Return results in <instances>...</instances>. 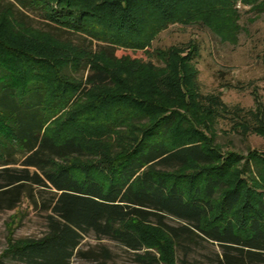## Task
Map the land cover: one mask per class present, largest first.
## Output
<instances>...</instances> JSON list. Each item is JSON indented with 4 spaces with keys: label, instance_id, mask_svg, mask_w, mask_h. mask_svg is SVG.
I'll list each match as a JSON object with an SVG mask.
<instances>
[{
    "label": "rangeland",
    "instance_id": "obj_1",
    "mask_svg": "<svg viewBox=\"0 0 264 264\" xmlns=\"http://www.w3.org/2000/svg\"><path fill=\"white\" fill-rule=\"evenodd\" d=\"M83 1L89 3L88 22L97 36L91 31L62 30L45 17L44 8L28 9L16 0H4L1 6L12 3L18 16L31 26L19 23L11 12H0V43L17 47L26 59H47L64 67L62 73L68 84L62 87L63 95L66 97L69 89L74 97L67 106L58 101V108L64 107L60 110L53 103L55 99L50 100L46 126L49 134L61 137L73 132L77 124L68 126L71 120L77 119L75 115L83 117L99 98H120L115 118L100 123L88 117V121L82 118L79 123L85 124L81 132L84 145L96 154L74 161L77 170L85 173L94 169L93 173L105 178L104 159L113 161L175 116L178 122L172 131V145L201 143L219 154L222 162L232 158L227 176L232 186H246L247 205L248 199H264V160L259 161L258 154H264V8L255 10L256 5L232 2L234 7L221 4L208 17L195 12L191 19L176 24L168 18L159 19L154 9L159 3L155 0ZM175 1L169 0L170 4ZM260 1V7H264V0ZM195 3L191 1L189 6L180 2L178 7L183 13L191 11V16ZM55 4L51 7H57ZM235 10L240 15L237 21L231 13ZM123 19L125 23H120ZM131 19L140 20L139 29H145L144 35L131 31ZM121 25L127 27V35H118ZM139 34L141 38L137 39ZM129 37L133 42L142 40L141 44L127 48L122 42L129 41ZM23 63L29 64L26 60ZM86 64L107 70L118 85L110 89L88 84L83 78L87 71L82 67ZM29 65V69L41 67ZM68 73L71 77L66 76ZM201 170L192 165L181 174L191 176ZM36 192L38 199H53L49 191ZM244 209L239 208L235 215L241 217ZM219 214L217 209L213 216ZM46 215L25 198L16 210H0V258L16 242L42 238L47 232ZM128 226L140 233L145 251L154 253L161 264H182L184 259L189 264H215L222 253L217 244L206 241L177 252L171 239L156 227L134 220ZM103 247L112 253L108 264H140L135 254L123 246L108 239L100 241L93 234L84 240L83 255L74 262L99 264L93 256Z\"/></svg>",
    "mask_w": 264,
    "mask_h": 264
},
{
    "label": "trees",
    "instance_id": "obj_2",
    "mask_svg": "<svg viewBox=\"0 0 264 264\" xmlns=\"http://www.w3.org/2000/svg\"><path fill=\"white\" fill-rule=\"evenodd\" d=\"M3 1L0 0V12H11L19 23L31 26L18 16L15 5L1 6ZM16 1L28 9L44 8L45 17L62 30L92 32L86 1ZM191 1L196 2V8L190 16V10L183 13L178 5L187 2L191 6ZM232 2L256 5L255 10L264 8L260 7V0H177L174 4L155 0L159 4L154 9L160 20L178 24L182 19H191L195 12L208 17L221 4L234 7ZM54 3L57 7L52 8ZM231 13L233 19H240L239 12ZM139 25L140 20L131 19L128 27L133 33L144 35L145 29H139ZM121 28L118 35H127V27ZM127 39L122 42L127 48H136L135 44L139 46L142 41ZM25 60L41 67L29 69L31 65L24 66ZM63 68L47 59H26L17 47L0 43V210H16L25 198L47 213L46 234L40 239L12 244L0 258V264H11L8 258L17 264H77L74 259L83 255L82 243L92 234L100 241L108 239L123 246L135 254L137 263L161 264L154 253L145 251L140 233L128 226L133 220L161 230L175 244L177 252L191 250L200 241H206L221 248L215 264H264V199H248L247 205L246 186H232L227 178L232 158L222 162L219 154L201 143L172 145V131L178 122L175 116L113 161L104 159L105 178L93 173L94 169L79 172L73 162L94 158L96 154L84 145L81 132L85 124L79 123L88 117L100 123L115 118L120 98H99L83 117H72L68 126L77 124L72 127L73 132L61 137L49 134L46 126L50 120V100L55 99L53 103L60 110L64 108H58L61 101L67 106L74 97L69 89L66 97L63 95L64 83L68 84ZM82 68L87 71L83 78L88 84L110 89L118 85L110 72L95 64ZM258 154L259 161L264 160V154ZM192 165L201 168V173L181 174ZM262 178L264 181V175ZM36 191H49L53 199H38ZM244 206L243 215L236 216ZM217 209L220 214L213 216ZM93 257L99 264H108L112 253L103 247ZM181 262L189 264L185 259Z\"/></svg>",
    "mask_w": 264,
    "mask_h": 264
}]
</instances>
